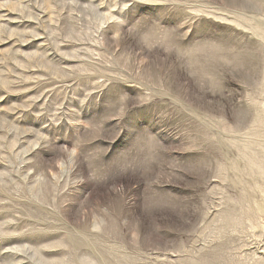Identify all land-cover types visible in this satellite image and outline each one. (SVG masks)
Wrapping results in <instances>:
<instances>
[{"label": "rangeland", "instance_id": "374dc122", "mask_svg": "<svg viewBox=\"0 0 264 264\" xmlns=\"http://www.w3.org/2000/svg\"><path fill=\"white\" fill-rule=\"evenodd\" d=\"M0 264H264V0H0Z\"/></svg>", "mask_w": 264, "mask_h": 264}]
</instances>
